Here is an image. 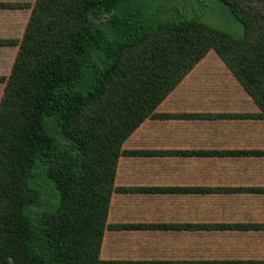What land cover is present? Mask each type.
<instances>
[{
	"label": "trees",
	"instance_id": "16d2710c",
	"mask_svg": "<svg viewBox=\"0 0 264 264\" xmlns=\"http://www.w3.org/2000/svg\"><path fill=\"white\" fill-rule=\"evenodd\" d=\"M217 1L242 26L241 37L182 18L169 0L0 2V10H30L21 39H0L17 47L8 76H0V264H264V219L234 221L232 208L222 212L238 196L264 195L261 183L237 187L234 178L244 170L245 182L250 168L264 178V146L244 148L252 134L264 142V0ZM170 98L177 111L162 112ZM163 120L200 129L225 122L228 148L209 140L195 150L142 148L139 130ZM162 156L186 158L181 185L116 186L128 159ZM214 158L229 167L228 180L196 174V164L208 169ZM130 192L182 197L179 209L198 207L200 218L113 222L112 202ZM131 228L178 233L177 254L104 259L106 236ZM233 231L257 232L256 251L245 244L249 255L233 259L221 241Z\"/></svg>",
	"mask_w": 264,
	"mask_h": 264
},
{
	"label": "crops",
	"instance_id": "0c3cea01",
	"mask_svg": "<svg viewBox=\"0 0 264 264\" xmlns=\"http://www.w3.org/2000/svg\"><path fill=\"white\" fill-rule=\"evenodd\" d=\"M19 0H0V2H17ZM33 1V0H32ZM23 2V1H21ZM31 2V1H24ZM26 11V9H12V10H0L1 11ZM27 20L29 17V12ZM26 20V22H27ZM25 27V26H24ZM24 31V28H23ZM22 37V36H21ZM19 37L18 39H21ZM0 39H17L10 37H0ZM4 48L6 50L14 49V55L10 63V68L7 73L0 75H8L15 55L17 51L16 46H0V52ZM163 105L166 110H161L162 112H176L178 105L177 101L170 98ZM156 124L154 122H146L143 127L139 130L138 135H142L144 146L142 148H149L154 150H167V151H178L183 149L195 150L204 145L206 141H210L211 145L217 149H225V142L227 137V129L232 128L229 124L225 122L216 123L209 128L200 129L195 122L183 121V120H163L160 121L156 129ZM208 131L209 134L215 135L209 137L208 135L202 133ZM258 136L257 134H254ZM225 136V142L222 139ZM238 141L240 137L237 138ZM244 148L252 144L258 143L257 148H263V135L253 137L251 135L250 139H245ZM241 146V145H240ZM242 147V146H241ZM240 147V148H241ZM190 160H194L191 157ZM216 163L211 165L208 169L205 166L197 165L195 168L196 174L199 170L201 178L205 179L208 176H216V181L228 180L229 170L223 164V159L217 160ZM185 166H188V162L185 157L182 156H162L153 158H141V159H128L125 161L124 165L119 168L116 179V186L119 188H154V187H170L179 186L182 184L181 178L183 177V171H185ZM189 167V166H188ZM240 172H235L234 175L237 183V187H253L257 183H261L264 186V178L260 174L258 175L253 169L250 168L248 172V178L244 182H240L241 178ZM196 185H199L200 181L197 179ZM238 195V194H237ZM163 197V196H162ZM158 193H122L118 194L114 201L112 202L110 209V218L113 222L118 224H169V223H184V222H197L200 218L199 209L196 207L194 211L183 212L179 207L182 206V197H170L162 198ZM173 203V205H172ZM173 207V208H172ZM171 208V209H169ZM210 208V206H209ZM234 210L235 214L231 217L234 221H245L251 217H258V212H261L260 205H249L248 200L244 197L238 196V200L234 203L230 201L226 204L225 209L222 212L230 209ZM211 209V208H210ZM210 212V211H209ZM252 215V216H248ZM255 215V216H254ZM226 215H221L218 218L221 220L225 219ZM214 221L216 219L214 218ZM176 236L178 233L167 232L162 228H157L155 230L140 231L137 228H131L125 231H119L116 233H109L105 241L103 242V247L101 250V256L104 259H119L127 261H167L169 258L177 254Z\"/></svg>",
	"mask_w": 264,
	"mask_h": 264
},
{
	"label": "rangeland",
	"instance_id": "374dc122",
	"mask_svg": "<svg viewBox=\"0 0 264 264\" xmlns=\"http://www.w3.org/2000/svg\"><path fill=\"white\" fill-rule=\"evenodd\" d=\"M26 1V0H19ZM31 1L32 0H27ZM174 3V4H171ZM166 6L173 7L177 10L182 18H197L198 20L206 23L214 29L224 31L231 34L232 36L239 38L243 34L242 26L237 22L231 12L219 1L217 0H169ZM28 16V11H1L0 12V37H10V38H19L23 34V28L26 24ZM4 48L0 52V74L8 72L10 68V63L14 55V49L6 50ZM213 53H210L209 56H213ZM214 57V56H213ZM8 76V75H0ZM4 84H0V96L2 94ZM249 197L248 203L252 205H260L261 212L263 216H258L256 219H264V195H258L255 199L254 197ZM241 199L244 200V196H241ZM256 233L248 234L242 233L241 231H233L230 234H226L225 240L226 245L230 244L231 257L239 258L245 255H249V250L244 246L245 244L250 245V251H256V244L259 242V236H256ZM220 240H218L219 242ZM233 252V253H232ZM262 253V251L260 250Z\"/></svg>",
	"mask_w": 264,
	"mask_h": 264
}]
</instances>
